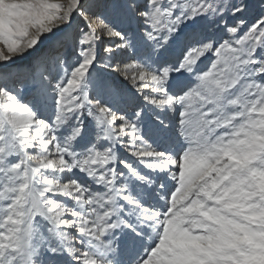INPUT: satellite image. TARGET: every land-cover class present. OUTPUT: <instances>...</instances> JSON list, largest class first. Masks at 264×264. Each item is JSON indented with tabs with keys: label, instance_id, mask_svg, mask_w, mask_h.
I'll use <instances>...</instances> for the list:
<instances>
[{
	"label": "snow or ice",
	"instance_id": "6c2138e0",
	"mask_svg": "<svg viewBox=\"0 0 264 264\" xmlns=\"http://www.w3.org/2000/svg\"><path fill=\"white\" fill-rule=\"evenodd\" d=\"M0 264H264V0H0Z\"/></svg>",
	"mask_w": 264,
	"mask_h": 264
}]
</instances>
